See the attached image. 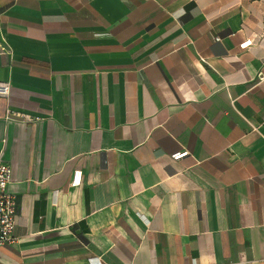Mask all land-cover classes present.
Masks as SVG:
<instances>
[{
    "label": "crops",
    "instance_id": "1",
    "mask_svg": "<svg viewBox=\"0 0 264 264\" xmlns=\"http://www.w3.org/2000/svg\"><path fill=\"white\" fill-rule=\"evenodd\" d=\"M0 42V264H264V0H0Z\"/></svg>",
    "mask_w": 264,
    "mask_h": 264
},
{
    "label": "built area",
    "instance_id": "2",
    "mask_svg": "<svg viewBox=\"0 0 264 264\" xmlns=\"http://www.w3.org/2000/svg\"><path fill=\"white\" fill-rule=\"evenodd\" d=\"M220 39V36L216 37ZM1 50L7 51L6 46L0 42ZM10 85L6 81H0V95H9ZM21 118L32 120L29 114L17 111H10L6 119ZM186 151L177 152L175 157H180ZM83 180V170L76 169L73 172L71 184L79 185ZM13 181V166L10 162L3 159L0 154V246L13 243L17 237L15 227L17 223V201L14 194L9 191V184Z\"/></svg>",
    "mask_w": 264,
    "mask_h": 264
}]
</instances>
